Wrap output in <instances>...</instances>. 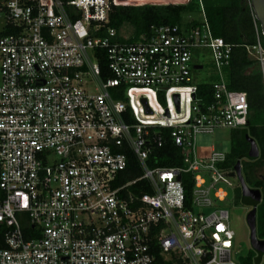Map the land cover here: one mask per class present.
Masks as SVG:
<instances>
[{
    "label": "built area",
    "instance_id": "built-area-1",
    "mask_svg": "<svg viewBox=\"0 0 264 264\" xmlns=\"http://www.w3.org/2000/svg\"><path fill=\"white\" fill-rule=\"evenodd\" d=\"M118 3L0 0V33L13 31L0 35V264H242L222 207L228 152L196 147L246 126V95L225 80L232 46L202 9L195 25L120 42L108 26ZM196 49L219 78L209 104L192 80ZM246 52L263 73L258 36ZM167 141L180 164L151 167Z\"/></svg>",
    "mask_w": 264,
    "mask_h": 264
},
{
    "label": "trees",
    "instance_id": "trees-1",
    "mask_svg": "<svg viewBox=\"0 0 264 264\" xmlns=\"http://www.w3.org/2000/svg\"><path fill=\"white\" fill-rule=\"evenodd\" d=\"M133 0L125 5H113L109 13L108 26L116 31L117 40L120 42L134 43L142 35L148 36L151 27L165 25H183L192 17L193 24H197L201 9L205 15L211 33L215 38H221L232 46L230 65L224 70L225 80L229 90L242 92L246 95L248 103L247 123L243 129L231 130L230 149L226 156L224 168H234L238 160L242 163V176L246 185L252 189L264 192L263 177L256 176L255 171L264 169V68L261 73L260 66L250 59L246 47L254 45L258 36L263 48L264 38L260 32L259 23L254 20L246 0H189L186 4H144L138 5ZM130 31L128 38L123 37L124 31ZM6 30L0 35L12 33ZM102 35V33H101ZM101 67L104 63L101 62ZM196 96L201 103L209 104L212 101L211 83L197 84ZM247 136L254 140L258 148V157L246 160L245 155L249 144L244 140ZM130 164H133L130 159ZM180 164L179 156L167 141L157 158L150 160L151 167H174ZM140 173L133 175L125 173V180H130ZM187 196H190V176L182 177ZM262 190V191H261ZM239 184L234 189L233 201L240 204ZM2 195L0 193V199ZM31 228L26 226L23 233L29 237ZM256 235L264 241V197L256 208ZM4 248L3 230L0 226V249ZM252 254L242 260V264H252Z\"/></svg>",
    "mask_w": 264,
    "mask_h": 264
},
{
    "label": "rangeland",
    "instance_id": "rangeland-1",
    "mask_svg": "<svg viewBox=\"0 0 264 264\" xmlns=\"http://www.w3.org/2000/svg\"><path fill=\"white\" fill-rule=\"evenodd\" d=\"M120 3H126L130 0H117ZM135 2V1H134ZM139 4L142 3H154L161 4L163 2H177L183 3L187 0H136ZM135 2V3H136ZM189 17V16H188ZM194 18H199V14H194ZM192 18V17H190ZM187 17H185V20ZM2 28V23L0 21V31ZM124 38H128L130 31H124ZM192 61L194 64L200 65L202 68L192 71V80L194 84H205L213 83L219 80L217 72L214 68L212 55L208 49H196L193 51ZM230 130L229 129H217L210 135H200L196 138L197 152L200 157L206 155L211 148L216 151L229 152L230 149ZM256 176L263 177L264 169L260 168L255 171ZM234 185L233 189H227L228 198L222 207L229 212V223L230 228L234 232V250L237 252V258L240 260L246 258L248 255L252 254V264L256 263L257 254L252 249L250 243V232L246 222V216L250 210L248 206L240 204H235L233 201V192L238 185L236 178H231ZM262 191V190H261ZM264 197V192L262 191V198ZM208 209L197 210L196 213H208ZM261 264H264V257H262Z\"/></svg>",
    "mask_w": 264,
    "mask_h": 264
},
{
    "label": "water",
    "instance_id": "water-1",
    "mask_svg": "<svg viewBox=\"0 0 264 264\" xmlns=\"http://www.w3.org/2000/svg\"><path fill=\"white\" fill-rule=\"evenodd\" d=\"M249 2L253 17L259 23L260 32L264 38V0H249ZM193 69L199 70L201 69V67L194 66ZM244 140L249 144V150L245 155V159H256L259 153L256 143L254 142V140L250 139L247 136L244 137ZM234 172L235 173L230 174L229 177H236L240 187V201L243 205L248 206L250 208L246 216V222L250 232V243L252 249L257 254L255 261L256 264H258L264 254V241L259 240L256 235V208L257 205L261 202V193L259 190L252 189L246 185L242 176L239 162L235 164Z\"/></svg>",
    "mask_w": 264,
    "mask_h": 264
},
{
    "label": "flooded vegetation",
    "instance_id": "flooded-vegetation-1",
    "mask_svg": "<svg viewBox=\"0 0 264 264\" xmlns=\"http://www.w3.org/2000/svg\"><path fill=\"white\" fill-rule=\"evenodd\" d=\"M242 172V171H241ZM242 174H243V172H242Z\"/></svg>",
    "mask_w": 264,
    "mask_h": 264
}]
</instances>
